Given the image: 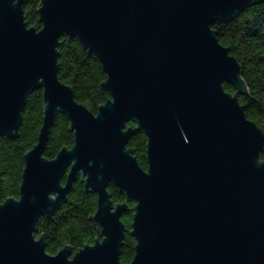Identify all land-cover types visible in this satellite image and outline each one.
Returning a JSON list of instances; mask_svg holds the SVG:
<instances>
[{
	"label": "water",
	"instance_id": "obj_1",
	"mask_svg": "<svg viewBox=\"0 0 264 264\" xmlns=\"http://www.w3.org/2000/svg\"><path fill=\"white\" fill-rule=\"evenodd\" d=\"M258 1L40 0L37 30L25 22L27 0H0V136H17L33 91L44 102L19 197L0 204V264H264V133L246 118L240 65L211 28ZM62 36L105 72L100 90L109 97L95 114L58 79ZM58 114L73 143L47 159ZM137 130L147 140L146 170L127 148ZM78 177L96 194L100 239L50 255L37 222ZM109 184L124 202L111 200ZM128 231L134 255L122 263Z\"/></svg>",
	"mask_w": 264,
	"mask_h": 264
},
{
	"label": "trees",
	"instance_id": "obj_2",
	"mask_svg": "<svg viewBox=\"0 0 264 264\" xmlns=\"http://www.w3.org/2000/svg\"><path fill=\"white\" fill-rule=\"evenodd\" d=\"M40 0H27L24 19L28 27L39 30L42 25L37 10ZM218 42L228 49L240 65L241 78L247 87V93L237 95L247 119L253 121L264 133V0H260L241 11L228 22H219L211 26ZM58 79L70 86L76 101L89 111L96 113L98 107L109 97L102 93L100 84L106 75L97 57L85 49L77 39L62 36L57 47ZM224 89L234 93L232 87L224 84ZM43 92L38 89L28 97L22 113V122L17 136H0V204L6 199L19 197V186L24 169V155L36 144L43 118ZM146 137L137 130L128 140L131 150L141 169H147ZM73 143V133L69 131L67 119L58 114L49 130L43 156L52 159L58 151ZM264 162V152L260 154ZM64 177L62 183H64ZM107 191L111 200L117 204L125 201L124 193L109 184ZM97 197L86 192L78 177L72 184L65 202L49 217L39 218L36 226V238H43L45 252L54 255L60 249L69 246L73 253L86 244L100 239L99 231L91 217L96 211ZM133 207L134 203H128ZM132 212L127 211L121 221L130 230ZM135 240L126 232L120 254L122 263H129L134 255Z\"/></svg>",
	"mask_w": 264,
	"mask_h": 264
}]
</instances>
